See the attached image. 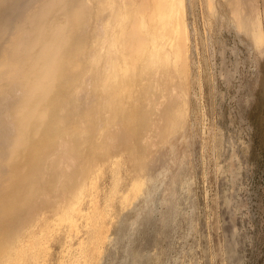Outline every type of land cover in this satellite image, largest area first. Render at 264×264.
Wrapping results in <instances>:
<instances>
[{"label":"bare ground","instance_id":"6f19581e","mask_svg":"<svg viewBox=\"0 0 264 264\" xmlns=\"http://www.w3.org/2000/svg\"><path fill=\"white\" fill-rule=\"evenodd\" d=\"M91 1L92 8L87 17L95 20L91 35L95 45L92 42L89 44L88 34L82 33L86 30L80 31V14L86 5L81 0L72 3L64 0L63 17L56 22L52 16L54 24L51 25L50 19L48 25L47 15L52 14L51 7L54 5L49 4L54 1L47 0V6L38 8L32 14L29 9L30 15L22 14L23 18L17 15L18 18L21 16V22L13 26L8 41L0 40L4 43L0 55V100L16 96L17 87L21 89L18 98L14 101L11 98V113L9 110L2 112L12 116L13 125L10 121V126L14 134L9 133L11 130L8 132V128L4 133L6 129L1 127L0 143H6V137L11 141L8 140L9 149L5 150L8 151V159L1 157L0 163L1 160L4 165L10 163V159L29 147L28 142L35 134L41 133L40 125L46 123L41 140H35L30 145L31 149L29 147L30 151L24 155L21 173L10 193L16 202L15 205L13 200L8 202L6 215L9 223L0 241V264H48V240L54 235L52 232L61 226H65L63 235L68 239L62 240L66 245L63 252L60 251L57 263L97 264L103 245L115 240L105 225L113 212V200H118L122 206L132 203L131 198L140 196L144 186L152 179L155 166L160 163L167 167L171 160L165 144L172 142L186 126L190 112V30L185 0ZM225 1L236 28L243 30L247 20L253 42L261 55L264 54V12L258 0ZM4 11L6 7L0 4V26L4 21ZM11 15L8 18L13 21ZM86 23L83 22L84 27ZM15 34H19L18 38H14ZM138 76L144 84L133 96L132 117L129 120L132 141L128 149L119 143H111L114 135H106L107 141L101 147L104 152L80 160L75 141L78 137L82 141L90 134H102L101 131L109 125H120L126 109V81L134 79L135 84ZM74 80L79 85L88 86L87 106L79 114L81 129L77 136L69 132L71 127H75L73 120L76 119L72 120L69 112L65 111L62 116L58 114V120L54 117L55 123L51 120L52 115L45 122L46 114L50 111L53 114L56 107H63L66 99L62 88H68ZM13 85L15 94L12 88L9 91L14 95L2 98ZM2 105L0 102V107ZM1 124H4L3 121ZM9 134H13L12 137ZM64 134L75 137H72V146L63 147L62 155L68 162L62 171L47 179V183H41V166L55 150V138ZM120 138H127V133H121ZM125 152L128 154L131 177L128 186L121 192V170L124 167L121 163ZM106 161L110 165L111 180L101 205L97 200L98 190L101 189L98 178ZM40 190L48 194L42 200H39ZM45 200L52 204L54 217L53 223L48 221L50 223L41 226L46 220L43 218ZM74 229L76 232L82 230V236L72 241Z\"/></svg>","mask_w":264,"mask_h":264},{"label":"rangeland","instance_id":"374dc122","mask_svg":"<svg viewBox=\"0 0 264 264\" xmlns=\"http://www.w3.org/2000/svg\"><path fill=\"white\" fill-rule=\"evenodd\" d=\"M53 1L49 4L54 6L51 7L52 14L50 10V15H47L48 25L50 22V25L54 24L51 21L53 17L56 22L63 17L64 0ZM73 1L69 0L70 3ZM81 1L86 5L80 14V31L86 30L87 33H82L88 34L91 44L94 41L91 35L95 20L87 16L92 1ZM45 2L47 0H0V4L6 7L0 26V40L8 41L13 26L21 22V16L23 18L30 10L32 14L38 8L47 6ZM258 3L264 12V0H258ZM185 4L190 30V112L186 126L172 142L165 144L171 160L167 167L160 163L155 166L152 179L144 186L140 196L131 198V204L128 202L122 206L118 200H113V212L105 225L115 240L103 245L97 264H264V54L261 55L256 48L247 20L243 30L236 28L225 0H185ZM11 13H15V16ZM8 15L14 20H9ZM85 21L88 22L86 27L83 25ZM18 36L15 34L14 38ZM2 44L0 55L4 47ZM140 79L138 76L135 84L134 79L126 81V109L120 125H109L101 131L102 134H90L82 141L80 137L76 138L75 148L80 153V160L104 152L101 147L107 141L106 135H114L110 142L128 149L132 141L130 109L134 103L133 96L144 84V80ZM14 85L5 89L6 97L2 98L7 99L15 94ZM87 88V85H79L76 80L68 88L63 86L65 104L60 109L56 107L53 114L51 111L46 114L45 122L52 115L51 120L55 123L58 114L62 116L65 111L69 112L72 120L76 118L73 120L75 127H71L69 132L77 136L81 129L79 114L87 106ZM17 90L15 98L11 97L13 101L21 94V89L17 87ZM11 98L7 99L9 101L0 100L3 104L0 107L3 115L0 114V119L3 120L0 122L4 123H0V131H3V127L6 129L4 133L9 129L8 132L11 130L9 133L14 134L10 126L12 116L9 115L12 111ZM6 102L11 103L8 106ZM3 111L9 112V116ZM45 125L42 123L39 128L41 133L35 134L28 142L30 149L35 140H41ZM121 133H127V138L121 139ZM71 134L55 138V150L41 166V183H47V179L53 178L66 166L68 160L62 151L63 147L73 145L75 137L72 135L74 139L70 138ZM8 140L0 143V158L8 157V151H5L9 149ZM29 147L10 159V163L4 165L3 160L0 163V241L9 223L6 215L8 202L13 200L14 205L16 202L10 193L16 186L15 181L21 173L24 155L30 151ZM126 152L123 153L125 157L122 155L125 164L121 163L122 167L124 165L121 167V192L126 189L131 177ZM107 165L106 161L98 178L101 189L98 190L97 200L101 205L111 180L110 165ZM39 193V200L48 196L44 190ZM45 203L43 218L48 220L43 221L42 218L41 226L52 222L54 217L52 204L48 201ZM64 228L61 226L53 230L54 235L48 240V264H58V257L66 245L62 240L68 239L63 235L66 232ZM72 234V241L77 240L79 235L82 236V230L76 232L74 229Z\"/></svg>","mask_w":264,"mask_h":264}]
</instances>
